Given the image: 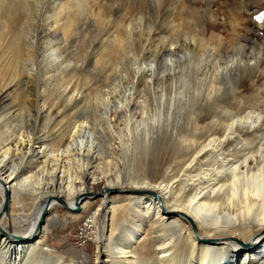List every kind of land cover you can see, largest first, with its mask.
Returning a JSON list of instances; mask_svg holds the SVG:
<instances>
[{
	"label": "rangeland",
	"instance_id": "obj_1",
	"mask_svg": "<svg viewBox=\"0 0 264 264\" xmlns=\"http://www.w3.org/2000/svg\"><path fill=\"white\" fill-rule=\"evenodd\" d=\"M25 136L34 150L24 158L13 149ZM6 146L4 167L19 179L43 170L54 190L83 156L97 196L87 195L84 212L57 204L44 248L64 264H101L97 233L117 242L139 223L118 212L112 233L104 228L111 179L163 185L197 159L191 176L204 193L210 170L264 161V0H0ZM59 158L64 178L53 167ZM125 195L114 189L108 199L134 206Z\"/></svg>",
	"mask_w": 264,
	"mask_h": 264
},
{
	"label": "bare ground",
	"instance_id": "obj_2",
	"mask_svg": "<svg viewBox=\"0 0 264 264\" xmlns=\"http://www.w3.org/2000/svg\"><path fill=\"white\" fill-rule=\"evenodd\" d=\"M77 129L72 136L76 135ZM130 141L125 134L121 145L129 150ZM31 142L28 138L21 140L20 150L15 143V155L21 153L25 158L34 150ZM115 144L110 145L112 152L116 151ZM6 147L0 151V198L4 200V189L9 193L7 212L1 213L0 217V264H64L44 248L48 228L43 224L37 230L36 225L47 197L60 198L70 208L74 207L75 200L85 197L80 201L78 211L87 209L90 197L86 196L91 194V188L86 184L88 168L83 167V156L77 155L78 169L73 177L70 175L68 181L60 183V190H54V180L45 179L43 170L20 180L14 169L4 167L8 153L13 151ZM61 160L55 159L53 167L63 177L67 171ZM196 160L163 185L136 182L127 187L120 181H109L104 188V207L108 212L104 228L109 227L112 233L118 212L121 216L131 213L130 221L132 216H138L139 223L137 226L132 222L138 230L128 228L117 242L112 241V236L104 240L100 232L97 233L101 264H264V161L251 167L246 159L236 166H218L219 171L210 170L205 176L211 184L203 193L197 191L198 180L191 176ZM90 175L94 183L101 180L94 172ZM114 189L126 194L134 206L121 205V200L109 202L108 193ZM193 190L197 192L194 195ZM56 205L50 204L48 214ZM130 207L133 208L131 212L128 211ZM97 214L95 211L90 217L93 224ZM108 246L111 251L106 250Z\"/></svg>",
	"mask_w": 264,
	"mask_h": 264
},
{
	"label": "water",
	"instance_id": "obj_3",
	"mask_svg": "<svg viewBox=\"0 0 264 264\" xmlns=\"http://www.w3.org/2000/svg\"><path fill=\"white\" fill-rule=\"evenodd\" d=\"M101 193V192H100ZM92 195V197H95L97 195L94 194H90ZM87 197V196H86ZM8 198H9V193L7 191V189H4V205L2 207V210L0 212V217H1V213H5L7 212V202H8ZM85 198V197H80L77 200H75L74 203V207L70 208L62 199L60 198H56V197H47L46 200L44 201V206L41 210V214L40 217L38 219L37 225H36V229L39 230L40 227L44 224L45 219L48 215V209L50 207L51 203H57L60 207H63L64 209H68V210H72V211H78L79 210V203L80 201ZM50 203V204H49ZM11 238L16 239L14 236H11Z\"/></svg>",
	"mask_w": 264,
	"mask_h": 264
}]
</instances>
